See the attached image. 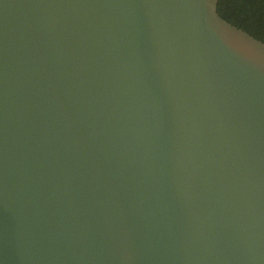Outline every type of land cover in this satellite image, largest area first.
I'll return each mask as SVG.
<instances>
[{
	"label": "water",
	"instance_id": "water-1",
	"mask_svg": "<svg viewBox=\"0 0 264 264\" xmlns=\"http://www.w3.org/2000/svg\"><path fill=\"white\" fill-rule=\"evenodd\" d=\"M218 0H0V264H264V42Z\"/></svg>",
	"mask_w": 264,
	"mask_h": 264
},
{
	"label": "trees",
	"instance_id": "trees-1",
	"mask_svg": "<svg viewBox=\"0 0 264 264\" xmlns=\"http://www.w3.org/2000/svg\"><path fill=\"white\" fill-rule=\"evenodd\" d=\"M219 15L264 42V0H218Z\"/></svg>",
	"mask_w": 264,
	"mask_h": 264
}]
</instances>
